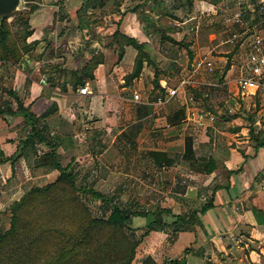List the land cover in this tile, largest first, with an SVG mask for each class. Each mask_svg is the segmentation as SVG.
Wrapping results in <instances>:
<instances>
[{
  "label": "crops",
  "instance_id": "crops-1",
  "mask_svg": "<svg viewBox=\"0 0 264 264\" xmlns=\"http://www.w3.org/2000/svg\"><path fill=\"white\" fill-rule=\"evenodd\" d=\"M70 1L65 0L63 5ZM77 1L71 11L79 20L80 13H86L90 6L102 8L110 3ZM208 1L111 0L115 11L116 7L121 11L117 13L120 17L115 18L112 35L118 30L135 38L151 59L130 84L125 83V76L132 70L133 48L125 46L118 61L119 47L114 42L99 44L98 31L85 30V41L78 44L76 52L66 53L64 59L56 55L58 43L51 46L52 50L47 48L50 40H45L46 46L40 48L44 39L34 30L27 43H38L19 63L0 61V84L8 87L2 88L5 92L0 97L5 99L0 107V156H5L0 157V196L14 184L3 186L12 173V163L41 165L49 170L45 176L58 175L59 171L40 160L54 151L60 165L73 170L76 178L79 176L80 186L90 180L89 189L101 194L107 207L135 208V202L120 199L141 196V215L130 218L141 228V264L145 260L153 264H264V126L253 122L240 107L235 112H214L204 104L212 101L211 90H227L234 82L233 100L257 97L264 106V86L243 92L236 79H230L237 65L229 61L217 75V63L222 58L215 62L207 44H197L195 49L194 43L181 44L194 58L186 66L188 76L174 86L168 85L170 75L155 60L165 42L178 46L172 41L177 42L172 35L174 29L170 32L162 23L187 25L196 18L188 14L189 8L194 11L195 7L199 19L204 12L217 14L222 0ZM137 5V11H129ZM184 5L187 10L180 16ZM237 5L234 17L240 31L234 45L246 36L244 46L241 44L243 59L258 15L254 0H238ZM43 10L44 17L52 18L56 12L53 5ZM205 30L206 26L193 25L191 36L213 35ZM75 32L81 33L80 29ZM52 34L53 31L47 38L52 39ZM261 34L264 35L263 30ZM229 38L224 42L228 43ZM184 57L188 65V52ZM201 58L213 63V73L193 72L195 62ZM166 60L177 59L172 55ZM155 72L161 93L153 88ZM209 78L219 81V86L209 89L203 85ZM181 80L191 85L194 103L188 101L190 93L186 89L185 97L179 91L177 97L169 99L161 118L156 119L152 116L156 98L178 87ZM82 87L87 88V95L80 94ZM134 90L140 93L141 103L132 102ZM10 92L35 117L46 111L48 115L28 124L21 113H15L17 103ZM179 109L183 119L174 126L168 119H173ZM261 111L257 114L261 115ZM249 113L254 114L250 110ZM164 117L172 126L170 129L165 127ZM187 140L191 151L184 159ZM135 184L137 190L132 194Z\"/></svg>",
  "mask_w": 264,
  "mask_h": 264
},
{
  "label": "trees",
  "instance_id": "trees-1",
  "mask_svg": "<svg viewBox=\"0 0 264 264\" xmlns=\"http://www.w3.org/2000/svg\"><path fill=\"white\" fill-rule=\"evenodd\" d=\"M27 1L29 5H37V0ZM138 8L137 5L129 11L135 12ZM22 11L12 16L17 20L23 19ZM24 21L27 24L26 18ZM8 26L7 18L2 19L0 61L19 63L38 42L27 43V38L33 33L31 29L27 30L20 44V41L10 38ZM112 41L119 47L118 61L123 57L125 46L136 50L132 70L125 76V83L130 84L140 75L143 64L151 63L149 54L142 43L118 30L113 33ZM187 52L191 58V52ZM157 79L158 72H155L153 88L161 93L163 89ZM10 94L17 103L15 113H21L28 124L48 115L46 111L35 117L22 106L15 94ZM176 113L173 119H169L174 126L180 125L183 119L182 110ZM33 135L37 137L38 133ZM38 139L41 141V138ZM190 151L191 143L187 140L182 157L186 159ZM40 160L59 171V174L53 182L29 189L20 200L14 202L10 228L0 234V264H131L137 246V242H131L126 234L131 213L114 205L109 216H93L85 204L87 197L104 199L102 195L86 189V185L77 186L75 172L68 166L62 167L54 151L41 156ZM142 264L153 262L145 260Z\"/></svg>",
  "mask_w": 264,
  "mask_h": 264
},
{
  "label": "rangeland",
  "instance_id": "rangeland-1",
  "mask_svg": "<svg viewBox=\"0 0 264 264\" xmlns=\"http://www.w3.org/2000/svg\"><path fill=\"white\" fill-rule=\"evenodd\" d=\"M65 0H37L36 4H28L27 0H24L23 3V19L17 20L15 16H11L7 18L8 23V34L11 39L15 41H20L23 43L24 35L26 34L27 30H31L34 32V30H37L40 32V38H43L42 41L43 44L40 45V48L42 46H46V41L50 40L48 47L55 46L56 43L60 44L56 49L57 54L56 55H62L65 56L66 53L72 54L77 51V47H79L78 44L80 42L85 41L84 33L85 30H92L94 32L98 31V35L96 36V39L98 40V43L103 44H109L112 45V31L115 29V24L117 21H115V18L118 19L120 16L117 14L118 11H120L119 8L116 7V11L114 9V4L111 6V0L110 3L105 7H95L86 9V13L81 12L79 18H75L73 16V12L71 9L74 8V6H77L79 3L77 0L70 1L69 4L63 5V2ZM208 0H206L207 2ZM212 2V0H209L208 2ZM138 2L141 3V0H138ZM238 0H222V2L219 4V9L217 14H215L214 11H208L204 12V17H201L200 19L197 18V8L195 7L194 11H191L189 8L190 16H195L193 21L187 22V25L185 24H174V23H162L163 26H165L166 30L172 31L171 29H174L172 32L174 38L177 40L178 46H173L169 42H165L162 46L163 51L161 54L156 53V61L159 64H163L161 68L165 69V73L167 72L170 75V78L168 80L169 86H174L177 84V82L181 78H186L187 70L186 66L189 67V64L191 63L192 58H189V63L187 65V58L184 56L187 54L184 47H180L181 44L187 43V44H195L194 49L197 48V44H207L211 46V56L213 57V60L217 62V58L221 57L222 61L220 63H217V75L224 70L223 67L226 65V62L229 61L232 65H237L236 71L233 72V74H230V79L235 80L239 76V67L242 62V47L241 44L244 46L245 38L246 36L240 40L236 45L226 43V41L232 34L238 33L240 31L239 24L235 21V13L238 9L237 5ZM241 2H245V0H241ZM48 5H53L55 7L54 15L50 18V20H47L45 15V11L43 10ZM31 6H36V8H31ZM57 6V8H56ZM125 6V5H124ZM124 6L122 9H124ZM131 6L125 7V9L131 8ZM51 9V8H50ZM217 9V6H216ZM184 10H187V6H182V11L180 13V16H183ZM69 11H71L69 13ZM59 12V13H58ZM215 14V15H214ZM75 15V14H74ZM56 16V17H55ZM179 16V17H180ZM189 16V17H190ZM185 17V16H184ZM24 18L27 19V24L24 21ZM188 19V16H186ZM16 19V20H15ZM79 20V21H78ZM180 20H183L182 18ZM253 19L251 20V22ZM50 24L48 25V23ZM193 25H198L200 28L206 26V30L210 31L213 35L208 37L203 36H191L190 28ZM247 26V25H246ZM43 29V33H41V30ZM77 29H80V34L75 32ZM195 30V29H194ZM53 31L52 39H48L47 36L50 34V32ZM46 36V37H45ZM205 38H207V42H205ZM46 40V41H45ZM82 40V41H81ZM159 40V38H158ZM61 42V43H59ZM52 44V45H51ZM65 44V45H63ZM213 47V48H212ZM52 50L54 47H51ZM210 49V48H209ZM133 53L136 55V50L133 49ZM49 51V50H48ZM203 51V50H202ZM134 55V57H135ZM172 55L176 57V62L174 61H168L166 60V57L169 56V59H171ZM224 58V60H223ZM66 59V57H64ZM168 59V58H167ZM196 77V76H194ZM206 77V76H203ZM217 77V76H216ZM200 78V77H196ZM3 82V81H2ZM9 85V84H8ZM2 88L8 89V87H4L2 84H0V97L3 95ZM191 85L186 86V92L193 94L190 92ZM200 88H203L200 86ZM205 90V89H203ZM7 92V91H6ZM8 93V92H7ZM210 93H213V96H211L212 101L204 104L211 109L214 112L222 111L224 112L227 110V112H235L239 110V107L241 108V111H243L247 117L250 116L252 118L251 120L253 122H259L260 125L264 126V106L261 105V102L259 101V98H246V100H241L238 97L233 100V94L235 93V85L234 82L229 84V87L227 90L220 89V90H211ZM194 95V94H193ZM210 98V99H211ZM5 100V99H4ZM4 100L0 98V107H2V104L4 103ZM203 99L199 98V101H202ZM249 110L251 112H254V114L250 115ZM261 111V115H258L257 112ZM222 113V112H221ZM169 120V119H168ZM164 123H166V118L164 117ZM250 122V120H247ZM169 122V121H168ZM164 125V124H163ZM1 159H5V156L2 154ZM13 165V166H12ZM87 170V169H86ZM49 170H45L43 166H31L30 164L26 163L25 161H22L21 163L15 162V164H11V171L9 170L10 177L9 180L5 181L3 186H6L8 182H13L14 184L9 187V189L5 190L4 193H2V196H0V234L4 233L10 228L11 224V216L12 211L14 208H12L14 202L21 199V197L31 188L40 187L45 184H48L50 182H53L58 175H50L45 176ZM11 179V181H10ZM77 186L81 184L79 176L77 177ZM89 183L90 180H87L86 189H89ZM137 185L135 184L133 186V189L131 190V193L135 192L137 190ZM15 187V188H14ZM11 189V190H10ZM16 192V193H15ZM121 198V197H120ZM119 198V199H120ZM132 199V201H130ZM120 200L121 202H124L125 200L127 203L135 202L138 206L135 208H126L127 213H131V218L136 215H141V205L139 206L138 202L141 200V196L135 194L133 198L122 197ZM86 206L89 208V211L91 214L95 217H107L110 215L113 208L107 207V201L104 199H93V197L88 196L86 200ZM126 234L127 237L131 240V242H137L136 246V253L134 256L133 261L131 264H141V228H138L135 226L134 223L128 222L126 225Z\"/></svg>",
  "mask_w": 264,
  "mask_h": 264
},
{
  "label": "built area",
  "instance_id": "built-area-1",
  "mask_svg": "<svg viewBox=\"0 0 264 264\" xmlns=\"http://www.w3.org/2000/svg\"><path fill=\"white\" fill-rule=\"evenodd\" d=\"M255 11L258 15L257 22L253 25L251 33L248 35V51L244 58L242 59L241 65L239 67V76L236 78L237 85L243 92H250L251 90H256L260 85L264 86V35L261 34V30L264 31V0H254ZM239 37L238 34H233L228 43L233 44L235 40ZM214 67L211 61L206 59H198L193 67V72L202 73H213ZM189 85L187 80H181L179 86L168 89L166 95L160 94L156 98L154 103V110L152 116L156 119L161 118V112L165 108L170 98L177 97L180 93L185 97L186 86ZM207 88L212 89L219 86V81L214 78H209L206 82H203ZM80 94L87 95V88L82 87L79 90ZM187 101V100H186ZM188 101L194 103L193 94L188 96ZM132 102L141 103L142 98L137 90L132 92ZM202 117V116H200ZM211 121L214 120L212 116H209ZM167 129L172 126L168 123L165 124Z\"/></svg>",
  "mask_w": 264,
  "mask_h": 264
},
{
  "label": "water",
  "instance_id": "water-1",
  "mask_svg": "<svg viewBox=\"0 0 264 264\" xmlns=\"http://www.w3.org/2000/svg\"><path fill=\"white\" fill-rule=\"evenodd\" d=\"M24 0H0V23L2 19L22 11Z\"/></svg>",
  "mask_w": 264,
  "mask_h": 264
}]
</instances>
